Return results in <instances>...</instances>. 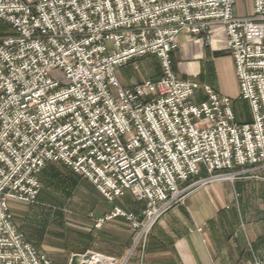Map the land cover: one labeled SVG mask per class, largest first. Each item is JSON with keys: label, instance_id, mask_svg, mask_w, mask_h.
Segmentation results:
<instances>
[{"label": "built area", "instance_id": "2783aa9c", "mask_svg": "<svg viewBox=\"0 0 264 264\" xmlns=\"http://www.w3.org/2000/svg\"><path fill=\"white\" fill-rule=\"evenodd\" d=\"M236 2L0 0V264H53L10 209L38 200L48 164L86 177L110 203L144 201L142 217L115 206L96 222L122 217L138 242L198 186L264 168V0L250 18L236 16ZM183 35L232 56L251 122L238 123L232 99L178 76ZM149 57L160 76L123 86L118 71ZM202 172L211 178L197 180ZM90 260L129 264L95 252L79 264Z\"/></svg>", "mask_w": 264, "mask_h": 264}, {"label": "crops", "instance_id": "0c3cea01", "mask_svg": "<svg viewBox=\"0 0 264 264\" xmlns=\"http://www.w3.org/2000/svg\"><path fill=\"white\" fill-rule=\"evenodd\" d=\"M253 7V0H237L234 11L238 18H250L254 15ZM177 41L181 48L172 57L180 78L209 85L219 95L232 99L238 123L251 122L248 103L239 99L240 84L232 56L195 46L186 35ZM154 60L159 64L156 57L151 59ZM154 69L159 73L153 80L161 74L160 66ZM121 84L132 86L122 81ZM203 99V91L199 90L197 102ZM58 164L65 174L59 172ZM70 169L54 162L42 170L39 178L40 192L44 184L52 187L59 184L62 191H78L84 195V213L72 219L67 249H64L71 255L95 252L119 261L128 258L129 264H250L253 262L251 251L264 248V168L249 171L234 183L216 181L202 187L184 205L174 207L160 218L144 243L137 247H134L136 230L124 218L116 217L100 228L95 225L115 206L141 217L146 203L136 201L131 193L110 203L89 179ZM14 203L10 205L12 213ZM64 250L57 248L45 253L52 257V253L59 252L66 264H70L71 255L66 257Z\"/></svg>", "mask_w": 264, "mask_h": 264}, {"label": "rangeland", "instance_id": "374dc122", "mask_svg": "<svg viewBox=\"0 0 264 264\" xmlns=\"http://www.w3.org/2000/svg\"><path fill=\"white\" fill-rule=\"evenodd\" d=\"M1 33L0 35H2ZM221 53L226 54L224 52ZM151 59L152 58L149 57L146 59L139 60L137 62L138 69H135L134 63H131L128 66H125V68L120 69L118 73L123 84L136 85V84H140L145 80L153 79L154 75L156 77V75H158L159 72L158 70L155 71L154 68L155 66L159 67V64L157 63L156 60L151 61ZM57 166L58 168H61L59 172L61 171L63 173L64 170L61 167V165L58 164ZM249 171H256V170L245 169L244 174L235 177V179H231V180L216 179L202 186H198L194 191H192L187 195L186 200L191 194L202 189V187H205L212 183H216V181L234 183L239 178L244 177L245 174H247V172ZM201 178L210 179L211 177L209 174L202 172L201 176L198 177L197 180H201ZM46 185L44 184V188L40 192L41 195L39 196L38 200L35 203L21 204V203L12 202L14 203L12 208L15 219L14 222L17 224L16 226L23 235V237L25 238V240L34 244L39 252H43L50 258L51 256L45 253L46 251L56 250L57 248H62L63 250L67 249L66 248L68 245L67 242L70 237L69 232L70 229H72L71 221L72 219H77L84 213L83 211H84L85 198L84 195L78 191L69 192V193L62 191V187L59 184H55L54 187L46 186ZM186 200L184 201L183 204H179V205H184ZM152 228L146 233V235H144V237L139 242L137 241L138 230L134 228L136 230V235H137L134 243V247H137L138 245L144 243V240L147 238ZM64 251H65L64 255L66 257L68 256L70 257L71 253L68 252L67 250ZM251 253L253 254V262L250 264H264V248H262V250L260 251L253 250L251 251ZM59 254L61 253L54 252L51 254L52 257L50 259L53 262V264L54 263L66 264V259L62 258ZM74 255H79L80 257L79 260H80L82 256H85L86 254H74ZM74 255H71L70 259H72Z\"/></svg>", "mask_w": 264, "mask_h": 264}, {"label": "water", "instance_id": "95a60500", "mask_svg": "<svg viewBox=\"0 0 264 264\" xmlns=\"http://www.w3.org/2000/svg\"><path fill=\"white\" fill-rule=\"evenodd\" d=\"M79 255H74L71 259V264H79L80 260H79Z\"/></svg>", "mask_w": 264, "mask_h": 264}, {"label": "bare ground", "instance_id": "6f19581e", "mask_svg": "<svg viewBox=\"0 0 264 264\" xmlns=\"http://www.w3.org/2000/svg\"><path fill=\"white\" fill-rule=\"evenodd\" d=\"M91 262H92L91 260H90V261H87L86 264H89V263H91Z\"/></svg>", "mask_w": 264, "mask_h": 264}]
</instances>
